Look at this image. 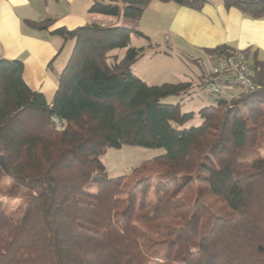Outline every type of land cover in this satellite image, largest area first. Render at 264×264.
Returning <instances> with one entry per match:
<instances>
[{
  "label": "trees",
  "instance_id": "obj_1",
  "mask_svg": "<svg viewBox=\"0 0 264 264\" xmlns=\"http://www.w3.org/2000/svg\"><path fill=\"white\" fill-rule=\"evenodd\" d=\"M152 1L93 0L90 12L138 21ZM223 1L264 18V0ZM52 34L75 41L52 103L26 83L23 61L0 58V264H264V60L255 53L256 90L217 99L182 128L196 113L163 100L192 83L135 75L141 31L92 22ZM123 145L165 153L110 177L101 157Z\"/></svg>",
  "mask_w": 264,
  "mask_h": 264
},
{
  "label": "crops",
  "instance_id": "obj_2",
  "mask_svg": "<svg viewBox=\"0 0 264 264\" xmlns=\"http://www.w3.org/2000/svg\"><path fill=\"white\" fill-rule=\"evenodd\" d=\"M50 1L0 0V58L23 61L26 83L43 92L49 103L54 99L59 76L75 45L74 40L52 34L63 26L74 29L92 22L107 25L123 22L143 33V36L135 34L136 40L131 37V46L145 48L148 41L154 39L161 43L164 38L170 50L179 52L196 50L211 55L212 49L226 45L233 49H251L259 60H264V18H253L237 8H227L223 0H210L201 9L155 0L138 21L91 13L93 0H53L61 6L60 12L55 13ZM45 19L55 22L44 30L26 23V20ZM138 62L132 65L137 76Z\"/></svg>",
  "mask_w": 264,
  "mask_h": 264
},
{
  "label": "rangeland",
  "instance_id": "obj_3",
  "mask_svg": "<svg viewBox=\"0 0 264 264\" xmlns=\"http://www.w3.org/2000/svg\"><path fill=\"white\" fill-rule=\"evenodd\" d=\"M50 2L51 9L55 13L60 12L61 6L57 5V2L53 0ZM35 5L36 3L33 2V6ZM119 25H124V23L121 22ZM124 26L129 27V25ZM132 39H137L135 34L132 35ZM115 53L122 58L125 55V49L113 51L112 55ZM138 60L139 62L136 66L138 76L149 84L159 85L166 82L192 83V87L187 93L180 96L171 95L163 100L165 103L170 104L180 103L181 110L184 113H196L195 118L182 126V128L199 126L202 123V119L198 116V112L206 106L217 103V99L212 96L209 88L205 85L206 74L210 72L213 63L212 56L206 52L196 50L179 52L173 49L170 50L164 38L161 43L152 39V41L147 42ZM108 61L113 62V57L110 56ZM163 153H165L164 148L123 145L121 148H106L101 158L106 166L108 175L110 177H118L130 174L134 168ZM6 181L8 186H10L11 181L9 179H6ZM89 189L94 190L95 185H90ZM194 193V191L188 192V194ZM13 207L14 205H10V209ZM213 207L216 210H220L223 204L214 202Z\"/></svg>",
  "mask_w": 264,
  "mask_h": 264
},
{
  "label": "built area",
  "instance_id": "obj_4",
  "mask_svg": "<svg viewBox=\"0 0 264 264\" xmlns=\"http://www.w3.org/2000/svg\"><path fill=\"white\" fill-rule=\"evenodd\" d=\"M212 60L205 85L214 98L228 100L236 97L239 91H254L258 88L253 50L235 49L231 54H216ZM55 120L59 123L58 119Z\"/></svg>",
  "mask_w": 264,
  "mask_h": 264
}]
</instances>
